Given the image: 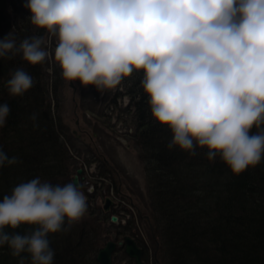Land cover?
Wrapping results in <instances>:
<instances>
[{"label": "clouds", "instance_id": "clouds-1", "mask_svg": "<svg viewBox=\"0 0 264 264\" xmlns=\"http://www.w3.org/2000/svg\"><path fill=\"white\" fill-rule=\"evenodd\" d=\"M24 7L45 35L18 42L9 33L0 59L20 56L34 67L54 57L66 81L99 92L142 72L151 116L172 133L169 149L206 150L233 176L264 159V0H26ZM34 83L17 68L6 87L21 97ZM10 111L0 104V127ZM17 163L0 150V168ZM82 187L39 177L16 185L0 200V246L14 257L26 253L31 264H53L48 237L84 218ZM22 226L34 230L17 233Z\"/></svg>", "mask_w": 264, "mask_h": 264}, {"label": "trees", "instance_id": "trees-1", "mask_svg": "<svg viewBox=\"0 0 264 264\" xmlns=\"http://www.w3.org/2000/svg\"><path fill=\"white\" fill-rule=\"evenodd\" d=\"M25 2L0 0V39L11 32L18 42L33 35H45L31 25ZM53 59L34 67L24 63L20 56L0 59V104L7 103L11 109L5 125L0 127V150L20 161L0 168V200L19 183L37 177L42 182L64 185L74 174L75 155H90V159L84 158L88 163H92L91 157H96L92 148L84 150L77 146L76 142L82 141L66 123L62 91L65 79ZM17 68L26 70L35 83L23 96L11 97L6 84ZM142 76V72H134L114 92H106L105 99L112 96L108 104L113 109L105 124L116 115L133 131L129 136L145 171L150 228L161 261L264 264V159L256 167L233 176L219 157L209 161L206 150L197 148V154L190 155L169 149L172 133L152 118L149 98L140 84ZM93 91L89 96L98 95ZM123 96L129 99L126 107L119 103ZM87 102L83 100L81 104L85 115L92 108ZM252 131L257 130L254 127ZM100 159V175L113 176V170ZM116 189L119 191L118 185ZM94 210L93 221L81 220L70 227L66 221L67 231L48 237L55 252L53 264H98L96 256L109 229L102 207L96 206ZM33 230L22 226L16 232L25 234ZM5 231L13 234L10 229ZM21 258L25 264H31L26 253L14 257L7 245L0 246V264H19Z\"/></svg>", "mask_w": 264, "mask_h": 264}, {"label": "rangeland", "instance_id": "rangeland-1", "mask_svg": "<svg viewBox=\"0 0 264 264\" xmlns=\"http://www.w3.org/2000/svg\"><path fill=\"white\" fill-rule=\"evenodd\" d=\"M49 50H54L55 41L53 40L48 46ZM52 59V58H50ZM58 65L53 59V64ZM52 63L50 62V65ZM64 81L62 91H64L63 102V113L67 125L70 127L71 131H77L81 135L79 140L82 142H76L77 146L80 148H92L95 154V158L91 157V162L88 163L84 161V154L80 156L75 155L76 165L74 166V174L79 167H88V172H97V164L101 157L105 156L112 168L116 170V174L112 176L111 182L117 184L122 189V199L118 202L120 203V209H117V214L119 215L120 221L123 225L128 220H131L132 226L136 234L143 239L144 242L151 248V250H157L158 260L160 264H164L161 261L160 253H158L157 240L154 237L152 229L150 228V213L151 210L148 206V188L146 182L145 171L143 165L139 159V154L137 148L134 146V142L130 138V134L133 133L132 129H127V125L123 122L117 120L116 115L111 119L112 122L105 124L109 121L110 112L112 114V109L108 102L110 98L105 99L106 92L93 91L97 90L93 86H82L79 81L72 82ZM93 91V94L97 96H89V92ZM114 92L115 90H111ZM86 96V99L84 97ZM89 96V97H88ZM83 100H88V104L92 108H89V115H85L84 109H81V104ZM129 102L127 96L120 98L119 103L126 107ZM86 111V110H85ZM105 117H104V115ZM79 120V127L76 121ZM111 124V126H110ZM86 131L83 132V131ZM98 155V156H97ZM90 159V155L87 156ZM92 166V167H90ZM85 179H81L82 191L87 196L88 211L82 220L93 221L95 219V207L103 206V199L106 194H108L107 189L109 187L107 181L102 182V185H95L90 177L84 174ZM97 190L98 196L95 200L94 197L87 195L90 190ZM108 190H111L110 188ZM118 197L117 193L114 192ZM103 196V197H101ZM101 198V199H100ZM134 204V205H133ZM137 207L142 211L144 218H140L137 212ZM107 214V213H106ZM104 215L106 219V228L109 229L108 234L103 235L106 241L111 238L112 232L115 233L117 228L112 226L111 220L109 218V213ZM148 219H147V217ZM103 220V216L100 217ZM96 222L101 220L96 219ZM102 228L103 222H102ZM112 229V232L110 230ZM110 233V234H109Z\"/></svg>", "mask_w": 264, "mask_h": 264}, {"label": "flooded vegetation", "instance_id": "flooded-vegetation-1", "mask_svg": "<svg viewBox=\"0 0 264 264\" xmlns=\"http://www.w3.org/2000/svg\"><path fill=\"white\" fill-rule=\"evenodd\" d=\"M118 207H120V204ZM137 212L141 219L144 218L142 211L138 207ZM112 226H115L117 230L115 233L112 232V229L110 230V232H112V236L106 243L109 241L116 243V248L112 257L113 264H139L137 258L127 252L128 244L126 242V237L132 238L136 246L141 250L140 259L143 264H160L157 250L155 249L152 251L146 242H144L143 239L136 234L134 231L135 226H132L131 220H128L125 225H123L120 221L119 224Z\"/></svg>", "mask_w": 264, "mask_h": 264}, {"label": "water", "instance_id": "water-1", "mask_svg": "<svg viewBox=\"0 0 264 264\" xmlns=\"http://www.w3.org/2000/svg\"><path fill=\"white\" fill-rule=\"evenodd\" d=\"M71 86L73 87V83H71ZM84 170L82 168H79L77 170V173L73 176L72 182H76L80 184V175H82ZM112 204L111 199L106 200L105 209L108 210L109 206ZM112 222L116 223L118 222V217L112 216L111 218ZM126 241L128 243L127 251L134 257L137 258V261L139 264H143L140 259L141 250L136 246L133 239L127 237ZM116 247V244L114 242H108L106 246L101 248L97 255V260L100 264H113L112 263V253Z\"/></svg>", "mask_w": 264, "mask_h": 264}]
</instances>
